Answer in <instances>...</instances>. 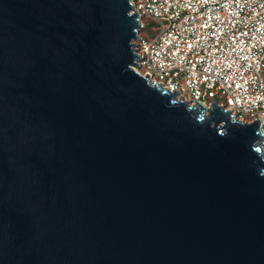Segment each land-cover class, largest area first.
Listing matches in <instances>:
<instances>
[{"label":"water","instance_id":"95a60500","mask_svg":"<svg viewBox=\"0 0 264 264\" xmlns=\"http://www.w3.org/2000/svg\"><path fill=\"white\" fill-rule=\"evenodd\" d=\"M141 30L130 0H0V264H264L261 121L137 73Z\"/></svg>","mask_w":264,"mask_h":264},{"label":"built area","instance_id":"2783aa9c","mask_svg":"<svg viewBox=\"0 0 264 264\" xmlns=\"http://www.w3.org/2000/svg\"><path fill=\"white\" fill-rule=\"evenodd\" d=\"M130 1L141 21L159 24L152 39L134 42L137 73L178 99L259 119L264 133V0Z\"/></svg>","mask_w":264,"mask_h":264},{"label":"rangeland","instance_id":"374dc122","mask_svg":"<svg viewBox=\"0 0 264 264\" xmlns=\"http://www.w3.org/2000/svg\"><path fill=\"white\" fill-rule=\"evenodd\" d=\"M141 23L144 25V27L142 28V30L140 31V35L145 38V39H152L159 30V24L157 22H155L152 19L149 18H142ZM144 69H142L143 71ZM219 102H224L223 99H220Z\"/></svg>","mask_w":264,"mask_h":264},{"label":"clouds","instance_id":"9594fccd","mask_svg":"<svg viewBox=\"0 0 264 264\" xmlns=\"http://www.w3.org/2000/svg\"><path fill=\"white\" fill-rule=\"evenodd\" d=\"M251 151L255 154L260 163L264 160V144H257L256 142H253L251 145ZM255 163L256 161L254 160L253 164ZM258 172L260 177H264V168L258 169Z\"/></svg>","mask_w":264,"mask_h":264}]
</instances>
